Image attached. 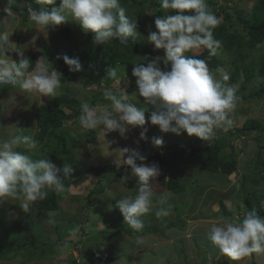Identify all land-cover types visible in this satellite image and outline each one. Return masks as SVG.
<instances>
[{
    "label": "clouds",
    "instance_id": "1",
    "mask_svg": "<svg viewBox=\"0 0 264 264\" xmlns=\"http://www.w3.org/2000/svg\"><path fill=\"white\" fill-rule=\"evenodd\" d=\"M12 3L14 0H7L8 7L3 8L9 17L13 15ZM35 3L41 7L37 9L29 5L28 18L45 37L49 30L67 23L69 16L85 33L91 32L93 42L98 45L108 44L113 39L126 45L130 37L136 40L140 34L137 20L129 18L120 0H59L58 4L57 0H35ZM44 5L53 7L47 9ZM160 8L174 10V14L156 17L154 25L157 31L149 30L147 41L154 45V49L164 50V68L160 67V57H156L146 65L135 64L132 69L139 96L144 98L145 104L155 107L148 122L158 126L162 133L180 135L183 132L203 142H211L217 130L227 132L233 125L229 113L236 107V89L223 83L229 80V76L222 68L216 69V72L223 73L222 80H217L207 61L185 53L203 47L209 50L210 56L216 55L222 42L214 38L213 30L221 20L210 10L206 0H160ZM184 10H194V14L185 15ZM11 33L0 32V85L18 86L22 92L56 97L62 87L60 70L59 73L53 67L49 69L39 59L35 69L29 72L30 60L23 57L20 48L14 46L10 40ZM9 52L20 57L18 61H14L7 54ZM144 59L148 58L145 56ZM63 60L70 72L81 70L78 59L64 55ZM106 75L117 78L116 69L107 70ZM103 95L111 102L110 107H92L87 100H81V115L78 117L81 128L90 131L101 129L103 125L101 130L104 136L118 131L126 139L130 129L139 127L140 139H147L148 129L144 127L146 109L129 102L130 96L123 88L119 95L110 89H106ZM151 142L160 146L163 139L154 136ZM37 143L25 135H13L0 143V203H4L7 198H22L20 208L25 213L33 203L46 199L49 190L63 193V180L71 177L74 171L68 163L58 167L48 158L33 160L24 151L17 150L31 151L37 147ZM119 150L122 157L127 154L121 164L130 168L131 173L138 178L139 188L137 195L120 198L116 206L124 222L139 232L143 229L140 217L149 213L154 204L150 180L160 175V169L156 163H144L146 157L134 149L125 147ZM163 202L161 199L160 203ZM170 210V207H161L155 214L157 217L167 216ZM76 231L78 229L73 230L74 233ZM206 236L231 260L250 258L253 253H264V218L255 211H249L242 220L239 217L223 219L212 223ZM134 242L139 245L144 240L136 237Z\"/></svg>",
    "mask_w": 264,
    "mask_h": 264
},
{
    "label": "trees",
    "instance_id": "2",
    "mask_svg": "<svg viewBox=\"0 0 264 264\" xmlns=\"http://www.w3.org/2000/svg\"><path fill=\"white\" fill-rule=\"evenodd\" d=\"M242 1V0H238ZM22 3H27L33 8L39 9L41 5L35 3V0H14L11 4L12 11L24 14V21L28 16V8H20ZM59 0H57V4ZM4 7H8L7 0L3 1ZM121 6L126 8V14L130 19L137 20V39L133 40L131 37L126 45L120 44L118 39H113L108 44L98 45L93 42L92 33H85L80 25L72 27L71 25H63L59 28L49 30L47 38V46L42 51L41 57L32 53L28 58L30 60V67L28 71L32 70L37 58L41 59L42 63H46L49 67H59L61 72V89L58 90V95L54 98L47 96L42 97V102L36 107V122L37 132L35 135L38 142V152H30L24 149H17L24 151L33 160L41 158H48L58 167L64 163L73 164L75 146V136L70 133L68 123H73L75 118L81 115L80 103L81 99L78 96L72 95L70 88L67 86L70 82H75L82 78L83 85L89 86L93 83L101 81L103 85H107L112 78L106 75L107 70L115 68L116 71L121 68L128 70L132 65L147 64L149 60L160 57V66L163 65L164 50L153 53V48L149 46L146 36L149 30L156 31L154 20L156 17H165L169 14H174V10H163L160 8V0H120ZM207 4L211 11L217 17V9L222 12L221 22L218 27L213 30L215 39L222 42V47L217 50L214 56L209 55V50L206 48L198 49V53H185L187 56H195L196 58L207 61L208 66L212 72L216 73L217 68H222L227 72L229 80L225 83L227 86L236 89V101H253L254 99H261L264 97V52L255 58L251 50L258 44L264 41V0H256L250 10H243L238 5L237 0H207ZM43 7L50 9L53 5H44ZM154 11L155 16L146 14V9L150 8ZM149 13V12H148ZM194 14L192 10L191 14ZM147 20L152 24H147ZM150 26V28H149ZM74 32L85 36L83 39L74 37ZM150 54L151 56H146ZM67 55L69 58L78 59L81 70L78 72H70L68 66L64 63L63 56ZM148 59L145 60L144 57ZM129 71V70H128ZM132 75V73H131ZM133 81L136 79L132 76ZM97 80V82H95ZM11 85H4L0 87V92H6ZM99 87V86H98ZM104 92L98 90L93 96L87 100L89 103L97 104L104 103L108 105V100L104 98ZM119 95L118 92H113ZM264 130L263 120L255 117H246L242 124L235 127L234 130L229 129L227 132L218 133L216 137L202 146L197 145L199 139H195L190 144H169L162 146L160 151L156 153H149L143 155L146 157L144 163H156L160 169V175L156 179L150 180L152 185H161L168 197L164 198L165 204L171 206L179 213L183 209L188 200L174 203L172 200L173 194L182 193L186 186L181 179L188 169L203 170L211 173H222L224 175L231 174L237 170L238 161L236 154L232 150L226 157L221 155V150L226 146L227 141L240 136L249 135L253 131ZM95 131H85V140L92 142L96 139ZM118 169V170H117ZM96 175V184L90 189L87 194V203L85 204V211L88 212L91 206L100 203V198L94 196L102 195L111 182L110 174H114L118 178L122 177L121 169L117 168L113 163L106 165H97L89 169ZM82 173V172H81ZM79 172L73 171L72 176L63 180L65 191L57 194L49 190L46 199L37 201L31 205L27 213L23 212L22 217H16L13 222H8V212L0 207V261L12 260L17 256H22L26 261L42 260L55 253V245L60 244L64 236L77 223L73 218H67L64 225L58 222L54 224V230L57 233L56 243L50 242L42 233L41 226L35 221L36 214L42 212L56 211L60 207V200L69 192L70 186L81 185L85 177L79 176ZM196 179V177L194 178ZM209 181V180H208ZM264 183V145L259 146L253 165L252 173H246L241 182V189L239 194L242 197L243 206H235L234 210L229 209L219 199V211L216 216L220 219H235L239 217L241 220L249 211H255L260 217L264 218V188L260 185ZM251 185V188L244 190L245 185ZM191 188V187H190ZM193 189V187L191 188ZM132 193L138 194V189L132 190ZM95 199H94V198ZM74 200L79 201V197L73 196ZM114 199L112 202H117ZM177 213V221L180 225H184L186 220L181 218ZM111 217H116L111 214ZM89 217L88 215L85 216ZM103 218H106L103 214ZM109 216V218L111 219ZM92 218V217H91ZM108 218V219H109ZM142 218V216L140 217ZM34 219V220H33ZM164 223V220H160ZM32 225V227L29 226ZM109 222H104V228L98 232L86 236V240L101 241L104 238H109L114 235L125 233L130 237H139L144 233L162 232L170 224L156 229L151 225H143V229L139 232L131 229L127 223L120 222L112 229H107ZM80 225V223L78 224ZM30 228L29 231H26ZM27 233L30 234L27 237ZM71 234V233H70ZM75 242L81 241V235L78 236ZM83 238V239H84ZM197 243L203 244L207 250L210 251L206 255L200 256L204 261L209 260V257L221 253L220 250L214 246L205 235L204 237H197ZM64 241V240H63ZM66 245L67 242H63ZM177 248L187 257L183 241L176 243ZM78 250V249H77ZM79 251V257H72L70 264H109L117 259L116 255L107 250L105 247L90 245ZM211 253L213 255H211ZM163 255V253H162ZM81 258V261L78 259ZM229 258V257H228ZM252 264H256L253 262Z\"/></svg>",
    "mask_w": 264,
    "mask_h": 264
},
{
    "label": "rangeland",
    "instance_id": "3",
    "mask_svg": "<svg viewBox=\"0 0 264 264\" xmlns=\"http://www.w3.org/2000/svg\"><path fill=\"white\" fill-rule=\"evenodd\" d=\"M3 1L4 0H0V32L12 31L10 40L15 44L14 46L21 49L23 57L29 58L32 53L41 57L42 51L47 46L49 32L45 37L42 33H39L38 27L29 20L28 16L24 21V14L19 12L12 11L13 15L10 17L7 16L3 11ZM255 1L256 0H237L238 5L246 11L250 10ZM28 6L27 3H22L20 8L25 9L28 8ZM191 12L192 10H184L183 14L190 15ZM216 13L222 18V12L219 9H217ZM146 14L155 16L156 13H154L150 7L146 9ZM147 24L151 26L152 22L147 20ZM63 25H71L74 27L78 25V23L71 20L69 16V21L67 23L58 25L55 28L57 29ZM74 37L83 39L85 36L74 32ZM149 46L153 48V53L157 50H163L154 49V45L151 42H149ZM198 52V49H194L192 53ZM261 52H264V41L258 43L251 50L255 58H257ZM187 53H190V51ZM7 54H9L14 61H18L20 58L17 57L15 53L9 52ZM146 56L151 55L146 54ZM37 60H39V58H37ZM138 64L139 62L136 65ZM134 66L135 64L128 69L129 71L119 68L116 71L118 79L112 78L107 85H103L101 81L97 82L96 80L95 82L97 83L85 86L82 84L84 80L80 78L75 82L68 83L67 86L70 88L71 94L78 96L81 100H89L98 90L104 92L106 89H110L120 94V89L123 88L130 96L129 102L135 104L138 108L146 109V124L144 127L148 129L146 133L147 139H140L139 133L141 128L139 127L130 129L126 133V139L122 138L118 131L106 133L104 136L101 130L103 129V125H101V129L93 130L97 134L96 139L92 142H87L85 140V130L81 128L79 118H75L73 123H68L67 127H69L70 133L75 136V146L73 148L75 157L71 166L73 170L79 172V174L75 175L73 178L82 176L86 179L77 187L70 186L69 192L60 200V207L58 210L38 213L34 217L36 218L35 221L41 226V233L53 243L58 242L57 233L53 229L55 223L58 222L64 225L66 219L70 217H74V221L78 223L76 227L73 226L67 234H64L65 237L58 242L60 243L59 245H55V253L49 255L45 259L28 262L24 257L17 256L12 260L0 261V264H70L72 257H79L78 250L82 251L85 247L90 245L105 247L108 251L114 253L117 259L109 264H252L253 262H256V264H264V253H253L250 258L245 257L239 261H233L226 255L219 253L214 257L210 256L209 260L204 261L200 256H207V253L213 250H211V248H209L210 251L206 248L204 249L206 243L205 246L197 243V241H199L197 237H204L208 227H210L212 223L223 220L216 216L220 208L219 199H223L226 206L232 210H234V207L237 205L243 206L242 197L239 194V190L242 188L241 182L244 174L252 173L253 171V165L255 164L259 146L264 145V130L253 131L249 135H240L227 141L226 146L221 150L220 154L226 157L232 150L236 154L238 167L237 170L231 174L224 175L222 173L188 169L181 179L186 188L182 193L173 194L172 196V200H175V204L176 202L189 199L187 205L183 209H180L179 213L164 202L162 204L160 203V200L167 198L168 194L161 185H152L154 193L153 208L140 219L143 221V225H151L156 229L169 223L170 226L166 227L164 231L144 233L142 236H139L143 238L144 243L139 245L134 242L136 237H130L125 233L104 238L101 241H87L85 239L86 236L93 232L102 230L104 228V222L107 220L109 222V227L107 229H112L120 222H124L123 216L116 206V202L113 203L112 201L114 199L119 200L129 195H137L135 193L133 194L132 190L139 188L138 178L131 173L130 168L121 164L122 159L126 158L127 154H125V157H122L119 149L127 147L130 150L134 149L140 152L141 155H147L160 151L161 147L165 145L175 142L176 144H190L195 141V139H199L194 135L189 136L187 133L183 132L180 135L170 132L162 133L159 131L158 126L151 125L150 122H148V117L150 113L155 110V107L145 104L144 98L139 96L135 80L133 81L131 75ZM50 67H53L59 72V67ZM160 67L163 69L164 64ZM34 69L35 67L29 72H32ZM224 73L227 72L224 71ZM213 74L217 80H222L223 73L213 72ZM4 85H0V87ZM89 89H91V91H89ZM42 97L41 94L36 92H22L18 86H11L6 92H0V143L10 139L13 135L30 136L36 140L37 122L35 112L36 107L40 104V100L42 102ZM89 104L92 107H110L111 102H109L108 105L104 103ZM229 116L233 121V125L230 128L231 130L240 126L246 117L261 119L264 125V97L247 102L236 101V107L229 113ZM221 132L217 130L216 134L218 133L221 135ZM154 136L162 137L163 144L160 146L154 145L151 142V138ZM108 141H112V143L108 144ZM206 143L208 142L200 140L197 145L202 146ZM30 152L39 154L38 145ZM109 163H113L117 168L121 169L122 177L118 178L113 176L114 174H110L111 182L108 184L106 191L102 195L94 196L95 198L98 197L101 199L100 203L91 206L89 211L86 212L84 207L87 203V194L96 184L97 180L96 175L89 169L93 166H102ZM151 163L152 162L146 164ZM195 177L196 179H194ZM190 187H193V189ZM250 188L251 185L247 184L243 187L244 190ZM260 188H264V183L260 185ZM74 195L79 197V201L74 200ZM21 202L22 198H7L4 203H0V207H3L8 212L7 220L9 223L13 222L16 217L23 216L24 211L20 208ZM161 207H170V214L157 217L155 213ZM177 213L181 218L186 220L184 225H180L177 221ZM103 214L107 217L103 218ZM111 214H115L116 217H111ZM86 215L89 217L86 218ZM162 219L164 223L160 222ZM79 223L80 225H78ZM29 226L32 227L30 224ZM29 229L30 228H27L26 231H29ZM74 229H78V231L74 233ZM26 235L27 237L30 236L29 233ZM80 235L82 238L81 241L75 242ZM180 240L183 241L187 257H184L185 255L181 252L179 247L177 248L176 243L180 242ZM63 242H67L66 245H63L65 244ZM211 255L213 254L211 253ZM78 261H81V258L78 259Z\"/></svg>",
    "mask_w": 264,
    "mask_h": 264
}]
</instances>
